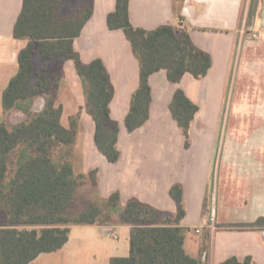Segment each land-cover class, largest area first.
<instances>
[{"label":"crops","instance_id":"0c3cea01","mask_svg":"<svg viewBox=\"0 0 264 264\" xmlns=\"http://www.w3.org/2000/svg\"><path fill=\"white\" fill-rule=\"evenodd\" d=\"M116 2L92 0L93 13L74 39V49L85 63L102 59L110 75L114 88L110 113L119 124L117 161H109L96 146L95 124L86 110L84 85L74 61L54 58L48 61L59 60L57 69L49 72L47 63L45 67L56 89V102L63 106V124L68 126L70 117L80 114L71 157L75 173L85 175L103 199L119 193L120 204L109 221L73 225L67 243L52 252L67 256L46 259V264H99L97 256L102 257L101 264H109L112 257L128 256L131 225L121 221L122 207L136 198L155 208L161 222L178 210L171 195L174 184L183 188L186 215L181 225L186 229V251V233L194 229L203 236L200 246L193 249L195 256L188 252L190 255L205 264H219L231 256L240 260L251 256L253 264H264V228L231 226L251 223L264 215V164L241 162L243 153L254 148L233 146L230 136H222L221 147H217L220 122L227 115L228 121L233 117L245 121L264 118V0H129L134 26L154 29L172 24L187 32L194 45L211 58L210 69L201 78L185 73L180 82L172 83L166 70L152 73L149 117L132 131L125 120L140 84V64L124 30L108 26L107 17L116 9ZM22 3L0 0L1 110L3 91L17 73L19 51L27 44V40L13 36ZM250 32L258 38H250ZM177 87L199 106L190 127L189 146L170 109ZM18 114L24 113L19 110ZM254 147L264 150V136ZM92 171L96 172V185L89 178ZM212 213L214 227L207 224ZM198 227L200 231H196ZM74 228H79L75 235ZM208 238L209 248L205 244ZM84 246L95 260L81 256ZM43 254L47 253L30 264H42Z\"/></svg>","mask_w":264,"mask_h":264},{"label":"trees","instance_id":"16d2710c","mask_svg":"<svg viewBox=\"0 0 264 264\" xmlns=\"http://www.w3.org/2000/svg\"><path fill=\"white\" fill-rule=\"evenodd\" d=\"M68 2L72 5L66 9ZM92 13V0H23L14 24V38L27 40V44L19 51L17 73L3 91L2 108L29 115L38 96L45 95L46 101L26 120L12 126L0 121V264H30L42 253L60 250L69 240L73 225L104 219L103 209L92 201L77 206L76 192L86 177L75 173L71 157L63 155L57 160V148L72 149L75 144L80 114L71 116L68 126L63 124V106L56 102V89L45 67L54 58L74 61L84 85L86 110L95 124L96 146L109 161H117L119 124L110 113L114 94L110 75L102 59L85 63L74 49V39ZM107 23L110 29L124 30L140 64V84L125 120L129 131L149 117L152 73L164 69L168 80L178 83L185 73L201 78L210 69V55L194 45L187 32L169 23L154 29L134 26L129 0H117ZM37 55L43 61L40 70L36 68ZM170 109L189 146L190 127L199 106L177 87ZM95 174L92 171L89 178L96 185ZM171 195L178 210L161 222L152 206L136 198L127 201L120 218L131 225L129 255L112 257L109 264H205L184 246L182 186L174 184ZM106 201L109 210L119 207V193ZM231 226L264 228V215L254 222ZM219 264H253V259L231 256Z\"/></svg>","mask_w":264,"mask_h":264},{"label":"rangeland","instance_id":"374dc122","mask_svg":"<svg viewBox=\"0 0 264 264\" xmlns=\"http://www.w3.org/2000/svg\"><path fill=\"white\" fill-rule=\"evenodd\" d=\"M75 1H79V0H75ZM249 4L248 6H246L244 9V17L245 19H247L248 17V11H249ZM71 2H68L66 4V9H69L71 7ZM247 5V4H246ZM252 34L253 32H250L248 34V36L250 38H252ZM59 60H53L51 62H47V67H48V71L50 72L51 70H56L57 69V62ZM36 62V68L38 70H40L43 66V61H41V59L39 58V56H36L35 59ZM50 96V94H49ZM46 97L45 95L42 96H38L31 107L32 113L31 114H22V115H18V109H14L13 111H9V112H5L4 110L0 109V121H5L7 122L8 125L12 126L15 122L22 121V120H26L28 118H30L32 116V114L40 111L43 106H45V100ZM1 108V106H0ZM264 118L263 119H259V120H242L239 119L237 117H233L231 118V120L228 121V115L226 117V120L223 119L222 122H220V126H219V140H218V144L217 147L218 149H220L221 147V142H222V136L224 137L226 136H230L231 137V141H233V146H238L241 148H246V149H250V148H254L253 151H248V152H244V158H242L241 162L245 161V163L248 162H260L261 164H264V150H259L257 148H255L254 146L256 145V141L261 137L264 136ZM249 139L247 138V136H249ZM245 138H247L246 140H244ZM264 149V148H263ZM56 157L57 160L61 159V157L63 155L72 157V149L70 148H66V147H60L57 148L56 150ZM250 158V160H247V157ZM248 161V162H247ZM251 164V163H249ZM87 180V181H86ZM90 181L89 179H85L84 184H82L77 192H76V204L77 206H81L84 202L87 201H92L95 202L96 204H98L104 211V221H109L112 218H114V210L111 209L109 210L108 204L106 199H103L101 197H99L94 191L93 188L91 187V184H89ZM209 198L212 199V195H209ZM216 206V203L214 204V207ZM218 207V206H216ZM211 227L212 225L216 222L215 221V217H214V221H208V223ZM76 229L79 228H74L72 230V234L75 235V231ZM124 236V235H122ZM207 238V236H206ZM186 240H187V250L190 254L194 255L193 253V249L196 246H200V244L202 243L203 240V236H201V234L196 233L195 230L193 229L191 232L186 233ZM206 247H210V239L208 238L207 241H205ZM98 252H96L95 254H97ZM44 256L42 257V259H44V262H42V264H46V259H57V258H62V257H66L67 255L63 252V254H54V253H47V254H43ZM81 256L85 257L86 259H94L96 257H94L93 253L91 250H88V247L84 246L83 247V251ZM195 256V255H194ZM199 257V256H198ZM101 258L97 256V259H99V264H101ZM98 261V260H96ZM34 264H38L37 262H35ZM55 264V263H54Z\"/></svg>","mask_w":264,"mask_h":264},{"label":"built area","instance_id":"2783aa9c","mask_svg":"<svg viewBox=\"0 0 264 264\" xmlns=\"http://www.w3.org/2000/svg\"><path fill=\"white\" fill-rule=\"evenodd\" d=\"M181 22H183V21H181ZM252 37H253V38H258L257 33H253V34H252ZM209 220H210V221H214V213L211 214ZM207 224H211V222H210V223H207ZM212 227H214V224L212 225ZM200 229H201V227H198V228L196 229V231H200ZM114 238H115V239H118L119 236H118L117 234H115V235H114Z\"/></svg>","mask_w":264,"mask_h":264}]
</instances>
